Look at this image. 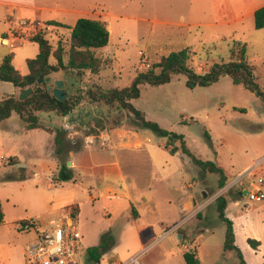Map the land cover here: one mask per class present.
Instances as JSON below:
<instances>
[{"label":"rangeland","instance_id":"374dc122","mask_svg":"<svg viewBox=\"0 0 264 264\" xmlns=\"http://www.w3.org/2000/svg\"><path fill=\"white\" fill-rule=\"evenodd\" d=\"M216 1L219 0H87L86 18L105 22L111 32L109 46L98 51V56L109 65L97 77L86 74L81 79L58 74L67 80L64 91L84 98L85 105H79L73 117L41 114L45 118L44 130L40 131L24 132L25 124L18 115L0 125L2 135L10 132L17 140L16 143L0 140V202L5 213V222L0 226V264H24L27 249L37 240L35 233L18 231V222L48 221L71 207L79 213L84 259L86 251L108 235L112 241L103 256L104 263H125L150 247L142 257V264H187L184 255L188 252L195 253L202 264H240L236 252L224 249L227 227L217 211L221 196L231 200L227 215L234 216L231 220H235L236 245L246 263L264 264V201L254 202L240 194L251 189L256 178H264V169L257 170L256 177H249L248 170L244 171L264 158V103L256 93L234 85L229 76L209 88L191 90L186 86L187 77L178 75L167 85L143 86L142 97L133 101L147 120L184 135L198 158L222 164L228 181L224 188H219L218 177L202 174L182 152L180 142L171 147L179 152L166 150L168 138L134 123L127 111L105 104L95 107L85 92L88 86L105 90L129 87L138 73L160 56L183 48H190V66L205 74L212 65L229 62L233 53L241 50L238 42L247 45V61L255 68L257 82L264 92V30H256L254 19L210 28L191 25L204 16L202 10L209 3L211 22L219 21ZM37 24L30 29L20 27L14 36L30 39L41 32L54 49L60 42L65 49L69 47L70 30ZM16 44L15 49H9L0 41V64L4 53H12L15 68L26 74L27 60L37 58L39 46ZM50 62L54 64V58ZM50 86L52 91L56 89L55 84ZM4 88L7 87L0 90ZM81 110L90 111L91 116L86 124L76 127L79 132L76 135H71L74 131L67 125L73 146L82 141L86 146L90 131L107 133L114 128L138 131L143 146L134 148L133 138L120 142V146L115 144L118 147L113 153L84 147L80 152L59 158L54 142L56 129L69 119L82 121ZM86 126L90 130H84ZM149 139L153 144L148 143ZM126 143L131 146L125 147ZM9 155H17L20 160L7 159ZM73 158L77 167L73 166ZM152 159L155 164H151ZM65 162L72 164L74 179L56 185L51 177L59 174ZM189 184L192 188L185 189ZM108 188L116 191L109 194ZM130 191L134 199L144 203L142 212L141 202L129 204L124 199ZM190 191L197 206L184 213L188 223L176 227V221L181 219L180 204L188 199ZM181 233L184 239L180 238ZM249 240L260 242L261 247L253 249Z\"/></svg>","mask_w":264,"mask_h":264},{"label":"trees","instance_id":"16d2710c","mask_svg":"<svg viewBox=\"0 0 264 264\" xmlns=\"http://www.w3.org/2000/svg\"><path fill=\"white\" fill-rule=\"evenodd\" d=\"M256 30H264V7L255 13L254 17ZM47 26L66 28L71 30V41L67 49L60 42L54 50L49 40L41 32L36 33L29 40L39 46V55L36 59L28 60L27 67L29 74L24 76L14 66V54H9L0 64V81L11 83L17 90L16 95H6L0 101V125L9 120L14 113L26 125L27 130H44L43 117L41 114L54 113L59 118L68 117L76 108L82 104L84 98L78 95H70L64 91L65 101H60L54 96V91L48 90L47 79L61 72L76 75L83 78L90 72L98 75L106 70L109 65L106 60L98 56V51L105 49L110 44L111 32L107 24L101 20L81 18L74 27L66 26L62 23L51 21ZM241 46V50L233 53L227 63L214 64L205 74L197 73L189 64L190 48H183L176 52H171L160 56L157 61L151 63L148 69L138 73L131 86L126 88H114L105 90L100 86L91 87L87 95L91 104H105L115 107L118 110L129 112L133 116L134 123L141 125L145 129L152 130L162 138L171 139L173 143L180 142L182 152L187 155L197 166L202 174L217 176L219 188H224L228 181L225 170L216 162L202 160L198 158L188 146L185 136L162 128L158 123L149 121L146 114L139 110L133 101L142 97V87L150 85L159 87L170 84L175 76L185 75L187 77L186 86L193 90L196 88H209L218 83L222 77L229 76L236 86H244L249 91L256 93L264 103V92L261 90L255 75V68L247 61V45L236 43ZM56 59V65L50 64L51 56ZM41 77L45 82L40 83ZM56 87V86H55ZM32 89L33 93L25 100H20L21 90ZM83 92V91H82ZM68 131L62 126L56 129L55 146L56 155L59 158L66 157L71 152H80L85 147V142H73L68 137ZM101 135L99 132H88L87 136ZM206 137L211 142V137L206 133ZM77 143V145H76ZM167 147V149L172 148ZM15 161V158H12ZM18 162L17 164H19ZM74 179L73 168L68 167L65 162L57 176L52 178L54 184L70 182ZM243 195L244 191H240ZM231 200L227 196H221L217 200V211L219 218L227 227L224 249L226 252H236L240 259V264H247L242 251L236 245L235 223L231 220L227 211ZM5 222V213L0 202V226ZM111 237L103 235L99 244L86 251V258L89 263L99 262L110 249ZM249 244L255 250L260 247V242L249 240ZM187 264H201V260L195 253L188 252L184 255Z\"/></svg>","mask_w":264,"mask_h":264},{"label":"crops","instance_id":"0c3cea01","mask_svg":"<svg viewBox=\"0 0 264 264\" xmlns=\"http://www.w3.org/2000/svg\"><path fill=\"white\" fill-rule=\"evenodd\" d=\"M195 1L196 0H194V2ZM209 4H206V6L204 7V10H202V12L204 13V16H201V17L197 16L198 17V18H196L197 22H193L191 24L193 27L210 28V27H213L216 25L229 26V25H234V24L243 22L244 20L254 19L255 13L259 9L264 7V0H219V1H216L215 2L216 9L217 8L219 9L218 10V16L220 15L221 17L219 16V21L214 22V23L211 22L212 21L211 17H209V16H211V14L213 15V13L208 8ZM86 10H87V0H0V41H1V45L3 47L9 48V49H15L17 47L16 43H19V44L20 43L21 44L32 43L29 39H24V38L21 39V38H17L14 36V32L20 28L19 27L20 22L46 24V23L51 22V21H56V22H59V23L66 25V26L74 27L77 24L79 19L86 18V12H87ZM32 44H35V43H32ZM9 54H12V53H9ZM9 54L4 53V55H2L3 59H1V63L4 60V58L6 56H8ZM14 58H15V55H14ZM52 58H54L53 55L51 56L50 60ZM30 60H33V59H30ZM54 60H55V63L52 64L50 62V64L56 65L57 61L55 58H54ZM13 63H14V61H13ZM27 69H28V67H27ZM20 72L24 76L29 74V70L26 74L22 71H20ZM61 73H64V72H61ZM87 74L92 75L94 77H97L100 73L98 75H93L90 72H87ZM72 77H74V75H72ZM88 79H90V81H93L94 78L89 77ZM57 80L64 81L65 87H66L67 80L64 77H58V74H55L51 77L50 85L55 84V81H57ZM83 81L85 83V82H87V79H84ZM3 86H5L7 88L6 89L4 88V90H0V101L6 95H16L17 94V90L13 84L0 81V87H3ZM91 87H95V86L86 87V90H85L86 95H87V91H90ZM86 97H88V95ZM83 105H85V103L81 104V106H83ZM98 106H99V104L95 105V107H98ZM234 110L238 111L237 108H235ZM75 114H76V112H72L70 114V116L73 117ZM14 115H18V114L14 113L13 116ZM79 115L84 116V119L82 121H79V120H75V121L71 120L70 121V119H69L68 122L62 123V127L64 129H66L67 125H68L69 126L68 128H70L72 131H74V133L71 135L78 134L79 132L76 131V127L79 126L81 123L86 124L87 119H89L91 116L90 111H83V110H81L79 112ZM12 117L9 120H11ZM43 118H45V117H43ZM84 130L88 131V130H90V128L88 126H86L84 128ZM23 131L27 132V133H31V132L40 131V130L29 131V130H27L26 125H25ZM137 132L138 131H126V130H121L120 128H114V129H111L107 133L102 132L101 135L98 137H96L94 135L86 136L87 145L85 146V149L90 150L93 147H98L102 151H112V153H113V152H115V148L118 147V145H116L114 147L115 144H119V146H120V145H122V144H120V142L130 141L133 138L136 139L134 141V145H133L134 148L140 149L143 146V143L139 141L140 138H139V134ZM51 138H53V136H51ZM0 140H2V142H10V143L11 142L12 143L17 142V140L10 134V132H6L4 135H2L0 132ZM148 143L153 144V141L151 139H149ZM123 145L125 147L131 146V144H127V143L123 144ZM166 150H171V149H167V147H166ZM178 152H179V150H178ZM88 157L90 158V162L92 163L93 160H92L91 156L89 155ZM11 158H18L19 159V157L17 155H9L7 159H11ZM74 158L72 160L73 166L76 165V167H77V163H76V160ZM260 159L261 158H259L258 160H260ZM214 162H216L220 167H222V164L219 161H214ZM256 162L254 164L250 165L249 167H247L244 171L252 169L255 166ZM152 163L155 164L156 160L152 159L151 164ZM163 169L166 171L165 168H163ZM223 169L226 172V169L225 168H223ZM166 173H167V171H166ZM181 173H182V171H181ZM51 179H52V177H51ZM192 186H193L192 184H189L186 186L185 189L189 190V188H192ZM94 190L95 189L92 190V188H91V192H94ZM115 191L116 190L113 188H108V190H107V192L109 194H113ZM191 196H194V193L190 191L188 193V196H187L188 199L181 202L180 209H179V214L181 216L180 217L181 219L176 221L174 226L177 227V226L181 225V227H183L184 225H186L188 223V220H186L187 219L186 216L184 217L183 215L185 213L184 207L188 203V201L190 200ZM244 196H246V193L244 194ZM124 199L129 204H135V203L141 202V206H140L139 211L142 212V208L144 206V203L142 201H137L136 199H134L131 191H130V194L125 195ZM146 202H145V204H146ZM149 203L150 202H148L147 204H149ZM60 215H61V213H58L56 217H58ZM228 217H230V219H234V216H232L231 214H229ZM231 217H233V218H231ZM233 221H235V220H233ZM180 238L184 239L185 235L183 233H181ZM260 247H261V245H260ZM201 264H202V262H201Z\"/></svg>","mask_w":264,"mask_h":264},{"label":"built area","instance_id":"2783aa9c","mask_svg":"<svg viewBox=\"0 0 264 264\" xmlns=\"http://www.w3.org/2000/svg\"><path fill=\"white\" fill-rule=\"evenodd\" d=\"M36 23L20 22L19 27L35 28ZM37 25H41L38 23ZM48 28H50L48 26ZM264 169V158L258 160L255 166L248 170L249 177L256 171ZM246 198L254 202L264 201V178L259 176L251 189L244 190ZM16 229L24 233H35L37 240L26 251L24 264H142L143 255L150 249L144 248L127 262L89 263L83 257L85 246L79 213L74 208L66 209L57 218L42 221L40 219L23 220L16 224Z\"/></svg>","mask_w":264,"mask_h":264},{"label":"water","instance_id":"95a60500","mask_svg":"<svg viewBox=\"0 0 264 264\" xmlns=\"http://www.w3.org/2000/svg\"><path fill=\"white\" fill-rule=\"evenodd\" d=\"M45 80H44V77H41L40 79V83H44ZM47 83H50L51 82V79H47L46 80ZM55 86H56V89L54 90V96L60 100V101H65L67 98L66 96H64V87H65V82L62 81V80H57L55 81ZM48 90L50 91L51 90V86L48 85ZM33 93V90L32 89H28V90H21V93H20V100L23 101L25 100L26 98H28L30 95H32ZM171 145V139H169V142L167 144V147H169ZM173 152L176 153L178 152V148H174L173 149ZM19 166H22L21 164H18ZM68 167H71V163H68ZM245 194V193H244ZM197 206V201L195 199L194 196H191L190 200L188 201V203L185 205L184 207V212H188V211H191L193 210L195 207Z\"/></svg>","mask_w":264,"mask_h":264}]
</instances>
